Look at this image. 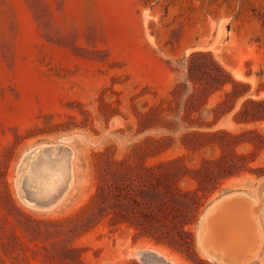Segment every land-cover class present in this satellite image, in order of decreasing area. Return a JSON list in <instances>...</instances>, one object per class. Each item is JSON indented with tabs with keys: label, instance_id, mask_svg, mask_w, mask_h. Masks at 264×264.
Instances as JSON below:
<instances>
[{
	"label": "rangeland",
	"instance_id": "1",
	"mask_svg": "<svg viewBox=\"0 0 264 264\" xmlns=\"http://www.w3.org/2000/svg\"><path fill=\"white\" fill-rule=\"evenodd\" d=\"M194 51L249 85L211 127L174 111ZM246 97L264 98V0H0V264H264V120L232 119ZM219 128L260 138L198 134ZM53 145L73 151L70 187L28 201L26 156ZM220 200L225 226L205 229Z\"/></svg>",
	"mask_w": 264,
	"mask_h": 264
},
{
	"label": "trees",
	"instance_id": "2",
	"mask_svg": "<svg viewBox=\"0 0 264 264\" xmlns=\"http://www.w3.org/2000/svg\"><path fill=\"white\" fill-rule=\"evenodd\" d=\"M248 87L247 83L236 80L210 52L194 51L185 59L184 75L175 83L171 91L176 103L174 111L178 115L182 110L183 120L187 121L189 125L211 127L235 108L236 101L246 95ZM215 94H218L220 99L215 102L214 106L206 107L210 97ZM180 99H182V107L178 109ZM209 115L212 116L211 120H207ZM232 119L238 123L263 121L264 98H244L233 113ZM162 123L166 124L165 121ZM218 133L232 138L251 136V134L260 138L257 131L252 129L233 133L225 128H219L214 132L198 134L214 135ZM242 141L253 144L255 148L260 147L253 137H245Z\"/></svg>",
	"mask_w": 264,
	"mask_h": 264
},
{
	"label": "bare ground",
	"instance_id": "3",
	"mask_svg": "<svg viewBox=\"0 0 264 264\" xmlns=\"http://www.w3.org/2000/svg\"><path fill=\"white\" fill-rule=\"evenodd\" d=\"M72 152L73 151L68 146L66 147L64 145H59L58 147L55 145L46 146L43 148L38 147L31 150L26 156V160L29 161L32 158H38L36 160H39L41 163L40 165L35 166L30 172V175L25 177L21 181L20 190L23 197L26 200L34 203L47 204L59 200L64 195L66 190H68L67 188L70 187L69 185L71 184ZM27 178H30L31 180L29 181V184H27V182L25 181L27 180ZM56 179L59 180L60 184L58 185L56 183L57 186L55 187L54 183ZM236 200L238 204L242 203V199ZM225 204L226 201L220 200L216 201L209 207L204 219L205 222L206 216L209 214L205 229L209 227L220 228L225 226V224L221 222L223 219H226V216H223L221 213V208H223ZM228 219H233V222L237 223V226H242L241 220L236 219L234 216H230ZM236 238L237 235L235 234V232L232 230H228V233L222 236L221 241L222 243L230 244L235 243ZM204 242L206 243L205 239ZM137 254H139V257L141 256L145 264H149L148 262H156L159 264H174L165 255L155 249H149L147 251L142 250Z\"/></svg>",
	"mask_w": 264,
	"mask_h": 264
}]
</instances>
